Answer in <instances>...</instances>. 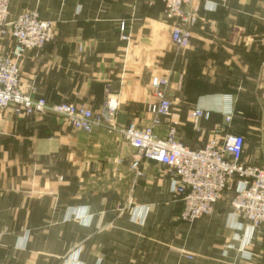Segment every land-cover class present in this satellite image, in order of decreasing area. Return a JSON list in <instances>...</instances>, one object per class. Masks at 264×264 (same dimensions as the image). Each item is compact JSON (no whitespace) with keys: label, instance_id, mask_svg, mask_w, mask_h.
Here are the masks:
<instances>
[{"label":"crops","instance_id":"crops-1","mask_svg":"<svg viewBox=\"0 0 264 264\" xmlns=\"http://www.w3.org/2000/svg\"><path fill=\"white\" fill-rule=\"evenodd\" d=\"M33 10L54 38L23 55L25 93L101 114L112 98L116 110L91 133L52 115L0 120V264H264V227L233 219L231 189L186 223L168 168L144 162L135 177V150L109 129L150 124L157 77L171 105L157 137L169 119L190 149L217 133L240 135L241 163L264 170V0H192L186 48L171 43L161 0L8 2L9 20ZM11 48L5 31L0 54ZM195 109L208 118L191 119Z\"/></svg>","mask_w":264,"mask_h":264},{"label":"built area","instance_id":"built-area-1","mask_svg":"<svg viewBox=\"0 0 264 264\" xmlns=\"http://www.w3.org/2000/svg\"><path fill=\"white\" fill-rule=\"evenodd\" d=\"M154 0H143L147 6ZM163 15L172 23L170 40L179 48L190 43V29L187 10L192 0H161ZM9 0H0V35L8 31L12 49L0 54V120L10 116L30 117L52 115L61 118L77 131L91 133L97 126H103L104 117L83 105L72 103H48L43 98H32L24 93L20 85L19 64L28 51L38 53L54 38L53 24L39 18L37 11H25L9 20L7 7ZM195 22V18H194ZM119 39L127 41L125 24L119 28ZM166 80L153 78L150 83L154 101L147 106L151 116L149 125L138 128L135 124L114 129L135 150L130 170L135 177H142V163L153 162L170 171L173 178L171 191L181 201L180 219L192 223L209 215L225 190L231 189L230 202L233 219H243L250 228L264 227V170L241 163L244 138L240 135L218 133L211 136L203 147L190 149L177 139L178 121L168 122L164 138L155 134L161 117L171 115V105L166 98ZM33 89L32 87L30 88ZM106 116L115 115V99L108 98L104 103ZM208 118L207 113L195 109L190 118ZM231 120L228 112L225 121Z\"/></svg>","mask_w":264,"mask_h":264},{"label":"rangeland","instance_id":"rangeland-1","mask_svg":"<svg viewBox=\"0 0 264 264\" xmlns=\"http://www.w3.org/2000/svg\"><path fill=\"white\" fill-rule=\"evenodd\" d=\"M189 13H191V15H187V17H188V20L189 21H191V24L189 23L188 25V28H191V27H193L194 25H195V22H196V16H195V14L193 13V11H189V10H187ZM194 18H195V22H194ZM190 34H191V29H190ZM45 46V45H44ZM12 49V48H11ZM11 51V50H10ZM10 53V52H9ZM20 66V65H19ZM19 73H20V68H19ZM21 85V84H20ZM22 87V91L25 93V91L23 90V86H21ZM25 118V117H24ZM171 120H173V119H171ZM169 121H170V119H169ZM129 203V202H128ZM129 204H131V203H129ZM134 222H136V224H138L139 222H140V219L139 220H135ZM76 251V250H75ZM70 261H73V262H77L76 260H70ZM99 262L100 261H97V264H99Z\"/></svg>","mask_w":264,"mask_h":264},{"label":"water","instance_id":"water-1","mask_svg":"<svg viewBox=\"0 0 264 264\" xmlns=\"http://www.w3.org/2000/svg\"><path fill=\"white\" fill-rule=\"evenodd\" d=\"M102 115L106 117V111H103L102 112Z\"/></svg>","mask_w":264,"mask_h":264}]
</instances>
